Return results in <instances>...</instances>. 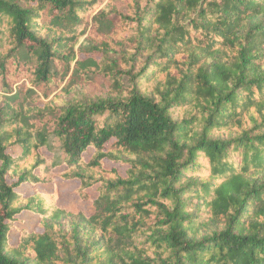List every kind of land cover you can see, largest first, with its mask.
I'll use <instances>...</instances> for the list:
<instances>
[{
	"label": "trees",
	"instance_id": "obj_1",
	"mask_svg": "<svg viewBox=\"0 0 264 264\" xmlns=\"http://www.w3.org/2000/svg\"><path fill=\"white\" fill-rule=\"evenodd\" d=\"M0 264H264V0H0Z\"/></svg>",
	"mask_w": 264,
	"mask_h": 264
},
{
	"label": "rangeland",
	"instance_id": "obj_2",
	"mask_svg": "<svg viewBox=\"0 0 264 264\" xmlns=\"http://www.w3.org/2000/svg\"><path fill=\"white\" fill-rule=\"evenodd\" d=\"M102 92H103V87L97 82L78 83L75 85V88L70 93L58 94L55 97V101L58 104H61L65 100L69 99L70 97L77 96V94L96 96V95H100ZM42 152H44L47 156L50 155L46 149L42 150ZM87 155L88 154H85L84 157H87ZM104 167L106 168L116 167L122 176L125 175V171L127 169V165L125 164L115 163V162L108 161V160L104 161ZM75 187H76L75 182L64 183L60 181L59 190L61 191L62 195H61V198L58 204L64 205V206L68 205L69 207L70 205H72L71 207H75L76 209L80 207L83 209L85 215L90 214L92 212V207L90 205V202L81 200L75 193V190H74ZM38 189L41 190V187L38 186ZM70 210H74V209L71 208ZM68 224H69L68 218L64 219L63 225L68 226ZM15 225L17 226L15 228L25 229L27 231L31 229H35L36 231L42 230L41 227L38 226V217L36 216V214L30 213L27 211H22L20 214L16 215V222L14 223V226ZM16 234H17V231L14 228L9 232L8 238L11 244L15 243Z\"/></svg>",
	"mask_w": 264,
	"mask_h": 264
}]
</instances>
